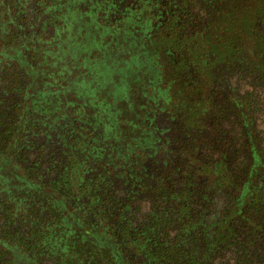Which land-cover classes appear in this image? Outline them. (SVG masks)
Returning <instances> with one entry per match:
<instances>
[{"label": "rangeland", "instance_id": "374dc122", "mask_svg": "<svg viewBox=\"0 0 264 264\" xmlns=\"http://www.w3.org/2000/svg\"><path fill=\"white\" fill-rule=\"evenodd\" d=\"M147 1L0 0V122L15 124L24 105L21 127L26 126L24 134L30 138L29 144L20 145L29 161L24 164L13 155L11 171L42 184L67 175L70 195L76 199H69L72 210L90 198L97 209L116 217L109 222L112 230L120 224L131 230L149 221V228H161L158 242L170 245L179 241L174 235L182 223L192 227L203 196L209 203L211 195L204 188L217 181L216 172L231 181L230 167L245 164L249 138L258 139L264 153V81L252 80L248 70L236 64L227 70L212 62L209 34L214 29L211 22L205 24L209 18L196 1ZM190 1L195 9H187ZM233 4L240 8L242 2L216 3L220 10L213 6L211 19H220ZM87 23L84 32L76 30ZM99 24L129 33L118 40V54L108 59L112 66L124 52L123 60L114 63L119 66L115 73L122 76L111 75L101 89L92 78L94 66L103 73L98 57L111 54L114 39L98 32L116 33ZM150 36L156 37L155 46H150ZM88 37L97 43L91 52L72 50L89 44ZM221 40L219 36L217 43ZM108 41L107 49L98 47ZM234 50L235 55L218 51L219 57L227 51L239 57L238 48ZM147 54L153 78L131 73L133 61L136 65ZM252 56L261 66V53ZM26 69H35L39 76ZM25 71L38 80L26 90L23 102ZM146 79L153 82H143ZM124 124L130 137L123 136ZM10 135L9 128L0 129V150L6 149ZM25 137L12 141L19 144ZM179 203L188 207L187 215L177 208ZM3 217L0 213V232L5 229ZM19 249L23 255L27 251ZM27 255L32 257V251Z\"/></svg>", "mask_w": 264, "mask_h": 264}, {"label": "trees", "instance_id": "16d2710c", "mask_svg": "<svg viewBox=\"0 0 264 264\" xmlns=\"http://www.w3.org/2000/svg\"><path fill=\"white\" fill-rule=\"evenodd\" d=\"M192 1H196L198 10L209 18L205 24L211 22L212 26H209L214 29L209 34L211 37L209 45L212 47V50L209 49L211 51L209 57L212 62L218 63L227 70L241 66L248 70L245 71L246 75L252 80L264 81V0H256V2L238 0L242 2L240 8L233 4L229 11H224L225 15L223 14L220 19L217 17L216 20L211 19L212 7L215 6L218 13L220 9L216 3H235L236 0H208L209 3ZM192 1L188 3V10H190L189 6L196 8V4ZM240 9L242 14L239 13ZM226 16H230L232 20L226 21ZM99 25H102V29H114L116 33L115 36H111L98 32L106 40L114 38V42H111L113 47L108 48L111 54L108 55L106 51L98 57V62L103 61L105 66L103 73H101L102 68L94 66L92 78L95 79L98 87H101L111 75L122 76L115 73L119 66L117 64L114 67V63H119L117 59L123 60L124 52H120L119 57L113 59L112 66L108 59L118 54L115 51L121 47L118 40L128 37L129 33L123 30L120 34L119 29L114 26ZM163 28L160 30L161 33ZM219 36L222 40L217 43ZM186 38L188 42L190 39L188 34ZM150 40L152 41L149 42L150 46H155L156 37L150 36ZM109 44L110 41L98 44V47L107 49ZM94 45V42L84 43L83 48L90 49ZM234 48H238L239 57L233 56ZM72 50L79 51L78 48ZM225 50H232V53L227 51L220 58L218 51ZM252 52L261 53V66L257 67L252 62L255 59ZM63 55L62 52L61 59ZM151 66L147 54L136 65L133 61L134 70L131 73L136 75V71L141 72L150 78ZM187 66L190 70L191 64ZM178 68L184 70L179 65ZM134 77L138 79V76ZM30 80L32 82L34 79L30 78ZM124 81L126 84V79ZM144 81L149 84L152 79ZM100 87L99 89L102 88ZM170 87L171 85L168 84L167 88ZM29 88L27 86L23 91V102L26 101V90ZM126 89L129 90L127 87ZM23 106L18 112L15 124L0 122V129L6 131L9 128L11 141L25 137L26 126L23 129L21 127L25 113ZM125 108L126 105L124 110ZM125 119L129 122L127 118ZM131 135L132 132L124 124L123 136L127 138ZM29 138L26 136L25 142L19 144L9 141L6 149L0 150V213L4 217L6 215L2 218L1 226L7 229L4 235L2 234L5 229L0 232V264H264V153L259 147L258 139H248L249 146L244 165L232 168L227 165L230 167L231 181H226L221 172H216L219 177L217 181L207 183L204 188V192L211 195L209 203L203 196L199 209L195 211V218L190 221L192 227H189L188 223H182L184 227L180 231H175L174 235V240L179 239V241L167 245L158 242L157 234L161 228L159 227L158 230L155 226L149 228V221L146 225L135 226L131 230L121 224L112 230L109 222L116 217L102 211L100 206L97 209L90 198L83 200L82 207L72 210L69 199L75 201L76 199L74 195H70L65 179L67 175H60L59 178L54 175L53 180L42 184L40 180H31L28 175L25 177L11 171L10 157L13 155L24 164L29 161L26 156H22L27 153L23 150L25 146L20 145L29 144L26 142ZM177 208L183 215L190 212L186 205L182 208L180 203ZM121 216L124 218V223L129 222L126 216ZM158 224L160 223L156 222L155 225ZM13 243L15 246L12 245ZM18 246L27 250L24 255ZM30 250L32 257L27 255Z\"/></svg>", "mask_w": 264, "mask_h": 264}, {"label": "flooded vegetation", "instance_id": "af4514ba", "mask_svg": "<svg viewBox=\"0 0 264 264\" xmlns=\"http://www.w3.org/2000/svg\"><path fill=\"white\" fill-rule=\"evenodd\" d=\"M151 3V1L150 0H148L147 1V3ZM66 3H70V1L68 2H66ZM91 10H92V7H91ZM91 10H90V12H91ZM90 17V16H89ZM90 19V18H89ZM88 25V23L87 24H84V27H82V28H77L76 30H79L81 33L82 32H84L85 31V29H86V26ZM109 27H112V25H108ZM163 27H165V26H163ZM117 28V27H116ZM75 30V31H76ZM159 30H161V29H159ZM75 31H74V33H75ZM119 32V31H118ZM73 33V34H74ZM120 34L122 33V31L121 32H119ZM114 39V38H113ZM88 40L90 41V43L91 42H94V40L92 39V38H90V37H88ZM95 43V45L93 46V47H90V49H85V48H83V45L81 46V48H78V50H79V52H91L92 51V49H94L96 46H97V43L96 42H94ZM71 50V49H70ZM72 51V50H71ZM61 59V58H60ZM20 65V64H19ZM20 68H22L21 66H20ZM23 70H25V68H24V66H23ZM28 72H35V73H37L38 74V76H39V73H38V71H36L35 69L33 70V69H31V70H28V69H26ZM27 71H25V73H26V76H27V78H28V81L25 83V85H24V87L26 88L27 86H29V87H31L32 86V84L34 83L35 84V82L38 80V77H32ZM30 78H32V79H34V80H32V82H31V80H30ZM69 85H70V83H68ZM71 86H72V84H71ZM71 88V87H70Z\"/></svg>", "mask_w": 264, "mask_h": 264}]
</instances>
